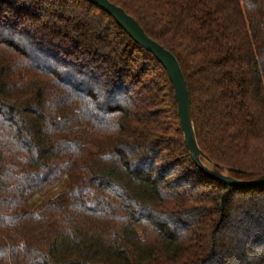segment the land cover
<instances>
[{"label": "trees", "instance_id": "trees-1", "mask_svg": "<svg viewBox=\"0 0 264 264\" xmlns=\"http://www.w3.org/2000/svg\"><path fill=\"white\" fill-rule=\"evenodd\" d=\"M109 1L177 58L216 168L264 175V0ZM0 264H264V186L199 169L164 67L82 0H0Z\"/></svg>", "mask_w": 264, "mask_h": 264}, {"label": "water", "instance_id": "water-1", "mask_svg": "<svg viewBox=\"0 0 264 264\" xmlns=\"http://www.w3.org/2000/svg\"><path fill=\"white\" fill-rule=\"evenodd\" d=\"M82 1L95 5L109 14L140 48L151 53L164 67L175 91L178 116L186 147L199 169L209 178L226 186L234 188L263 187L264 175L250 181L236 180L219 171L202 152L197 139L195 119L187 82L177 58L159 43L152 40L133 17L109 0Z\"/></svg>", "mask_w": 264, "mask_h": 264}, {"label": "rangeland", "instance_id": "rangeland-1", "mask_svg": "<svg viewBox=\"0 0 264 264\" xmlns=\"http://www.w3.org/2000/svg\"><path fill=\"white\" fill-rule=\"evenodd\" d=\"M65 188L66 186H63L61 184H59L58 186L47 188V191L43 194V196H38L34 202L28 205V207L26 208V211L35 212L39 210L47 199L65 190Z\"/></svg>", "mask_w": 264, "mask_h": 264}]
</instances>
